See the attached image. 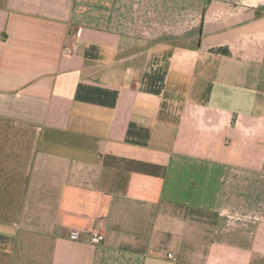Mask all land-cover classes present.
<instances>
[{"label": "crops", "instance_id": "obj_1", "mask_svg": "<svg viewBox=\"0 0 264 264\" xmlns=\"http://www.w3.org/2000/svg\"><path fill=\"white\" fill-rule=\"evenodd\" d=\"M0 264H264V0H0Z\"/></svg>", "mask_w": 264, "mask_h": 264}, {"label": "built area", "instance_id": "obj_2", "mask_svg": "<svg viewBox=\"0 0 264 264\" xmlns=\"http://www.w3.org/2000/svg\"><path fill=\"white\" fill-rule=\"evenodd\" d=\"M73 53V49L72 48H65L64 50V54L65 55H71ZM105 240V234L101 231H97V232H94L92 234V237H91V242L94 243V244H100L102 242H104ZM170 258H174L173 254H170L169 255Z\"/></svg>", "mask_w": 264, "mask_h": 264}]
</instances>
